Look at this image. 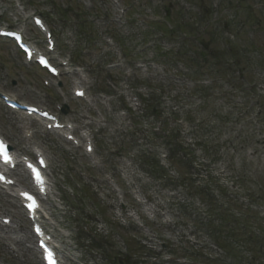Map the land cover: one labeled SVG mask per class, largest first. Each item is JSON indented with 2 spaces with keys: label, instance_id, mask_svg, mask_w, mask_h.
<instances>
[{
  "label": "rangeland",
  "instance_id": "1",
  "mask_svg": "<svg viewBox=\"0 0 264 264\" xmlns=\"http://www.w3.org/2000/svg\"><path fill=\"white\" fill-rule=\"evenodd\" d=\"M119 1L122 19L111 0H22L49 25L57 51L84 69L80 79L63 82L61 95L70 98L78 86L88 103L69 100L63 120L83 138L92 135L93 156L37 134L55 173L52 207L68 264H198L196 253L215 264H264L263 244L230 224L217 229L214 212L234 204L248 210L251 233L264 227V0H231L230 9L225 0ZM107 38L124 54L106 46ZM136 60L145 68L136 70ZM18 61L0 42V91L35 106L59 104ZM109 62L120 67L108 70ZM18 126L0 103V128L15 150L23 148L14 146ZM152 163L154 174L143 168ZM177 168L191 175L200 198L177 184ZM0 212L23 226L0 231V264H39L19 207L2 192Z\"/></svg>",
  "mask_w": 264,
  "mask_h": 264
},
{
  "label": "snow or ice",
  "instance_id": "2",
  "mask_svg": "<svg viewBox=\"0 0 264 264\" xmlns=\"http://www.w3.org/2000/svg\"><path fill=\"white\" fill-rule=\"evenodd\" d=\"M0 159L3 160L5 164H11V157L8 153L7 146L3 143L2 140H0ZM31 167V166H29ZM34 174L36 175L37 179H40L38 171L33 169ZM2 179V177H0ZM29 199H32L31 197H28ZM46 258L48 259L49 264H56V260L51 252H47Z\"/></svg>",
  "mask_w": 264,
  "mask_h": 264
},
{
  "label": "bare ground",
  "instance_id": "3",
  "mask_svg": "<svg viewBox=\"0 0 264 264\" xmlns=\"http://www.w3.org/2000/svg\"><path fill=\"white\" fill-rule=\"evenodd\" d=\"M27 239H29V238L27 237ZM17 242H19V241H17Z\"/></svg>",
  "mask_w": 264,
  "mask_h": 264
}]
</instances>
